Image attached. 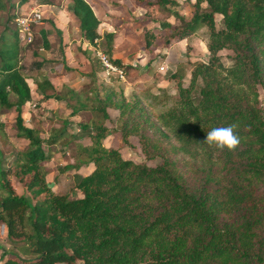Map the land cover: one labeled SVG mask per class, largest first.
I'll return each mask as SVG.
<instances>
[{
    "label": "trees",
    "instance_id": "1",
    "mask_svg": "<svg viewBox=\"0 0 264 264\" xmlns=\"http://www.w3.org/2000/svg\"><path fill=\"white\" fill-rule=\"evenodd\" d=\"M2 1V0H0ZM70 12L78 22L80 36L93 46L100 38L99 21L86 0H70ZM143 12L139 18L125 21L122 28L135 23L141 27L143 49L186 39L200 28L207 30L206 62H197L190 71L186 86L175 73L169 75L176 91L173 105L157 113L155 121L177 141V149L189 155H202L224 172L214 173L223 184L190 189L174 172L168 159L147 166L143 162L123 159L118 147H105L102 140L120 135L125 143L135 135L139 143L145 138L140 129L148 126L138 99L119 98V129L109 130L104 121L108 94L90 95L63 84L56 89L46 77L35 80L42 100L64 102L68 116L88 109L94 118L78 123L77 134L88 139L79 147L77 164L63 170L92 164L86 175L75 177L72 188L79 196L57 193L45 180L41 161L49 158L47 147L67 136L62 128L54 129L43 139L37 129L23 124L22 105L30 99L26 76L18 64L19 43L15 29L4 26L0 33V108H13L15 137L25 140L11 166L0 161V223L6 238L22 242V257L2 249L0 264H257L262 261L253 251L248 221L240 225L222 221L220 214L230 213L250 196L253 182L264 180V109L258 101V86L264 91V0H192L190 15L181 24L159 23V31L146 25L160 11L176 6L178 0H130ZM44 3L53 4L52 0ZM2 5V3H1ZM221 16L220 28L214 15ZM116 29L117 25L112 24ZM161 31V32H160ZM41 44L48 48L46 31L40 29ZM113 32L103 34L105 54L112 59ZM167 36V37H166ZM232 51V63L225 67L217 54ZM196 78L202 85L193 96ZM13 96V100L9 97ZM236 124L241 143L235 151L219 150L202 143L207 131ZM0 121V137L3 134ZM142 151L147 153L145 149ZM1 156V152H0ZM208 177V179H209ZM14 178L20 187L11 184ZM207 186L209 188H207ZM243 228V230H242Z\"/></svg>",
    "mask_w": 264,
    "mask_h": 264
},
{
    "label": "rangeland",
    "instance_id": "2",
    "mask_svg": "<svg viewBox=\"0 0 264 264\" xmlns=\"http://www.w3.org/2000/svg\"><path fill=\"white\" fill-rule=\"evenodd\" d=\"M44 1H0V31L3 26L15 29L14 17L17 13H29L31 9H37L41 12L40 20L32 24V41L24 44L18 40L20 47L18 62L21 72L26 76L30 89L33 90L34 88L29 78L35 81L47 75L53 81L54 87L59 89L62 75L67 74L69 78L73 76V79L76 76L78 80V85L75 86L77 87L76 91L81 90L84 94L90 95V91L94 90L101 97L104 94L111 97L110 101L112 102L107 104L106 107L108 118L104 121V125L109 130L119 129L121 126L118 119L120 114L114 103L117 100L119 101L120 97L128 101H132L134 98L138 99L148 121V126L145 129H140L143 138H145L143 146L135 135L129 136L127 141L122 143L120 135L116 133L106 136L102 140L103 145L105 147H118L123 159L143 162L147 166L160 163L162 158L168 159L174 172L190 189L199 187L204 179L208 180L207 185L216 187L220 181L213 177L214 173L219 172L217 175L220 176L224 172L222 169L219 170L220 166L215 167L211 162L206 161L202 155L191 156L180 152L177 149L178 143L175 138L165 129L159 128L154 117L157 113L173 105V98H175L173 96L176 91L169 75L175 73L177 78L182 77V83L186 86L194 64L207 61L206 28H200L186 39L172 42L167 48H160V45L156 44L145 50L142 47L141 27L138 23L127 29L121 27L125 21L139 18L143 12L141 8L133 5L130 0H86L99 21L97 33L100 38L93 46L81 43L82 47L86 49L83 52L85 58H82L77 55L79 53L77 47H79L81 41L77 20L70 18L64 20L63 24L60 23L55 12L49 14L44 11L43 5H51L44 3ZM52 1L53 5L60 10L68 8L70 3V0ZM190 2L192 0H178L176 6L160 11L155 15L146 27L159 31V23L162 21H168L173 26L180 25L181 20L189 18ZM20 6L21 8H19ZM220 18V15H214L216 28L221 26ZM113 23L117 25L116 29L113 28ZM40 29H47L46 39L49 43L47 49L42 47ZM106 32H113L110 57L118 60L121 64L123 80L113 74L106 75L97 59L96 51L105 53L102 36ZM66 39L70 45V50L67 53L62 51ZM72 44L74 48L71 47ZM217 54L223 66L227 67L232 63L233 53L231 50L222 49ZM87 63L90 66L92 63L95 64L96 71H98L96 76L90 73L87 74L89 71L85 73L84 64L87 65ZM262 69L264 75V66ZM75 71L80 73V76L87 75V77L80 80ZM93 71L95 72V69ZM201 85L200 78H196L191 88L193 96L198 94ZM257 89L259 104L264 109V91L261 86H258ZM32 101L27 109L21 112L23 124L37 129L43 139L52 130L62 128L64 121L67 122L64 127L68 135L61 137L55 144L46 148L49 158L41 161L40 165L46 171L45 180L52 191L68 193L69 197H77L80 193L72 188L73 181L77 176L88 174L92 169V164H83L78 169L63 170L62 167L79 162L76 156L79 147L80 145L87 146L89 142L86 137L78 136L77 126L78 123L94 118V113L88 109H83L73 116H68L70 109L64 105V102H55L51 99L40 104L36 99ZM13 111L6 112L7 114L3 117L4 121H2L4 124L3 134L0 137V161L2 166H11L15 153L23 150L26 143L25 140L18 139L14 135L13 117L15 112ZM142 148L147 153L142 151ZM209 169V173L213 176L209 177ZM11 184L17 192H20V187L14 178H11ZM219 184L221 185L223 182L221 181ZM207 188L209 187L207 186ZM3 194L0 189V197ZM220 218L222 221L234 225H240L248 221L250 231L253 234L251 237L253 251L260 255L263 260V262L258 261L256 263L264 264V180L253 182L247 201L233 212L220 214ZM21 246L20 239L6 238L5 226L3 227V224L0 223V254L2 249H6L16 252L22 257L30 256L22 253Z\"/></svg>",
    "mask_w": 264,
    "mask_h": 264
},
{
    "label": "crops",
    "instance_id": "3",
    "mask_svg": "<svg viewBox=\"0 0 264 264\" xmlns=\"http://www.w3.org/2000/svg\"><path fill=\"white\" fill-rule=\"evenodd\" d=\"M70 5H71V1H70V3H69V5H68V8H64V9H59V8H56L53 4L52 5H43L42 7L44 8V11H47L49 14H53L54 12L56 13V18L58 19V21L60 22V23H62L63 24V22H64V20H69L70 18H72V19H75L74 18V16L72 15V13L70 12ZM19 8H21V6L19 7ZM43 12V11H42ZM76 20V19H75ZM77 24H78V22H77ZM3 28H4V26H3ZM3 28L1 29V31H0V33L2 32V30H3ZM45 31H46V35H47V29H44ZM80 33V32H79ZM81 37V36H80ZM81 43L82 44H84L85 42L83 41V39L81 38V41H80V45H79V47H77V50L79 51V53H77V55L78 56H80V57H82V58H85V54L83 53L84 52V50H86V49H84V47H82V45H81ZM49 44V43H48ZM64 44H66V45H64ZM64 44H63V47H62V51H64L65 53H67V51L69 52V50H70V45L68 44V41H67V39L66 40H64ZM71 47H73L74 48V45L72 44V46ZM82 49V51H80V49ZM18 64H19V62H18ZM84 67L86 68V70H85V73L86 72H88L87 74H92V75H94V76H96L97 75V73H98V71H96V66H95V64H91V66H90V64L89 63H87V65L86 64H84ZM95 69V72L93 71ZM75 73H77L78 75H79V77H80V80L81 79H85L86 77H87V75H84V76H80V73H78L77 71H75ZM71 78H69L68 76H67V74H65V75H62L61 76V78H60V80H61V84H63V85H65V86H67V87H70L71 89L73 88L74 90H76L77 89V87H75V86H77L78 85V80H77V77L75 76L74 77V79H73V76H70ZM46 78L48 79V81L54 86V83H53V81L46 75ZM30 80H31V82H32V85H33V90L32 89H30V87H29V92H30V99L27 101V102H25L23 105H22V107H21V112L22 111H24L25 109H27V106L30 104V103H32L33 101V99H36L37 100V102L39 101V103L40 104H42V103H44L45 101H47V100H42V95H41V93L38 91V89H36V86H35V84H34V80L32 79V78H29ZM88 79H89V77H88ZM37 80H39V79H37ZM25 81H26V83H27V79H25ZM73 81V82H72ZM27 85H28V83H27ZM79 87V86H78ZM34 95V96H33ZM12 96V95H11ZM13 96L12 97H9V99L10 100H13ZM48 100H51V99H48ZM13 108H10V109H2V108H0V121L2 122V121H4V119H3V117L5 116V114H7L6 112H11V111H13L12 110ZM14 112V111H13ZM14 118V117H13ZM88 164H91V163H88Z\"/></svg>",
    "mask_w": 264,
    "mask_h": 264
},
{
    "label": "built area",
    "instance_id": "4",
    "mask_svg": "<svg viewBox=\"0 0 264 264\" xmlns=\"http://www.w3.org/2000/svg\"><path fill=\"white\" fill-rule=\"evenodd\" d=\"M40 16L41 12L37 9H31L29 13L16 14L14 17V23L19 41H22L24 44H28L32 41V24L37 23L40 20ZM96 41L97 40H95V42ZM96 56L106 75L113 74L121 80L124 79L122 68L113 64L104 52L102 53L101 51H96Z\"/></svg>",
    "mask_w": 264,
    "mask_h": 264
},
{
    "label": "clouds",
    "instance_id": "5",
    "mask_svg": "<svg viewBox=\"0 0 264 264\" xmlns=\"http://www.w3.org/2000/svg\"><path fill=\"white\" fill-rule=\"evenodd\" d=\"M237 125L215 127L207 131L206 139L202 143L215 146L219 150L235 151L240 143L241 137L237 132Z\"/></svg>",
    "mask_w": 264,
    "mask_h": 264
}]
</instances>
